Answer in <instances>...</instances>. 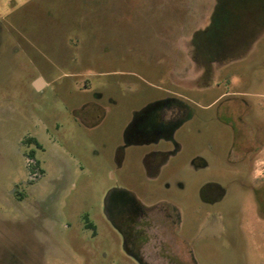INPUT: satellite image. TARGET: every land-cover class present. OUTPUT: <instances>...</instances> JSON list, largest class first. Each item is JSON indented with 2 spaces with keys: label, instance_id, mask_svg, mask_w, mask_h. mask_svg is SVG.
Masks as SVG:
<instances>
[{
  "label": "rangeland",
  "instance_id": "374dc122",
  "mask_svg": "<svg viewBox=\"0 0 264 264\" xmlns=\"http://www.w3.org/2000/svg\"><path fill=\"white\" fill-rule=\"evenodd\" d=\"M255 177L264 0H0V264H264Z\"/></svg>",
  "mask_w": 264,
  "mask_h": 264
},
{
  "label": "flooded vegetation",
  "instance_id": "af4514ba",
  "mask_svg": "<svg viewBox=\"0 0 264 264\" xmlns=\"http://www.w3.org/2000/svg\"><path fill=\"white\" fill-rule=\"evenodd\" d=\"M38 147L41 145L38 143L37 140H35ZM37 166L38 163L36 162ZM258 184V189L255 190V198H256V206H257V215L260 219L264 220V182L259 181L258 177H255ZM261 190L263 192H261ZM263 193V194H262Z\"/></svg>",
  "mask_w": 264,
  "mask_h": 264
},
{
  "label": "built area",
  "instance_id": "2783aa9c",
  "mask_svg": "<svg viewBox=\"0 0 264 264\" xmlns=\"http://www.w3.org/2000/svg\"><path fill=\"white\" fill-rule=\"evenodd\" d=\"M28 161H29V165L30 166H33L32 164H34V166L35 165L37 166L36 161L34 159H28ZM39 176L40 175H39V173L36 170L34 171V173L31 174V177L34 178V179H37Z\"/></svg>",
  "mask_w": 264,
  "mask_h": 264
},
{
  "label": "water",
  "instance_id": "95a60500",
  "mask_svg": "<svg viewBox=\"0 0 264 264\" xmlns=\"http://www.w3.org/2000/svg\"><path fill=\"white\" fill-rule=\"evenodd\" d=\"M43 85H44V84H43V80H42V79H38V80H36L35 83H34V86H35V88H36L38 91L42 90Z\"/></svg>",
  "mask_w": 264,
  "mask_h": 264
},
{
  "label": "trees",
  "instance_id": "16d2710c",
  "mask_svg": "<svg viewBox=\"0 0 264 264\" xmlns=\"http://www.w3.org/2000/svg\"><path fill=\"white\" fill-rule=\"evenodd\" d=\"M28 141H29V142H35V143H36V141H35L34 139H29ZM36 144H37V143H36ZM37 146H38V145H37ZM31 154H32V157H34V152H32Z\"/></svg>",
  "mask_w": 264,
  "mask_h": 264
},
{
  "label": "crops",
  "instance_id": "0c3cea01",
  "mask_svg": "<svg viewBox=\"0 0 264 264\" xmlns=\"http://www.w3.org/2000/svg\"><path fill=\"white\" fill-rule=\"evenodd\" d=\"M43 84H44L43 87H45L46 86V83L44 81H43Z\"/></svg>",
  "mask_w": 264,
  "mask_h": 264
}]
</instances>
